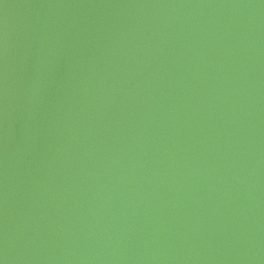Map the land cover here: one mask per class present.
I'll list each match as a JSON object with an SVG mask.
<instances>
[{
	"label": "water",
	"instance_id": "95a60500",
	"mask_svg": "<svg viewBox=\"0 0 264 264\" xmlns=\"http://www.w3.org/2000/svg\"><path fill=\"white\" fill-rule=\"evenodd\" d=\"M0 264H264V0H0Z\"/></svg>",
	"mask_w": 264,
	"mask_h": 264
}]
</instances>
